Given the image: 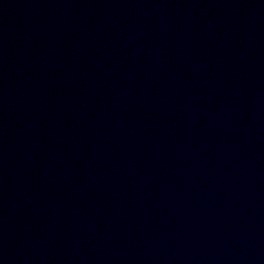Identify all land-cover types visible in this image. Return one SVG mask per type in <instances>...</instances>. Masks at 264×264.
<instances>
[{"label": "water", "instance_id": "1", "mask_svg": "<svg viewBox=\"0 0 264 264\" xmlns=\"http://www.w3.org/2000/svg\"><path fill=\"white\" fill-rule=\"evenodd\" d=\"M0 264H264V0H0Z\"/></svg>", "mask_w": 264, "mask_h": 264}]
</instances>
